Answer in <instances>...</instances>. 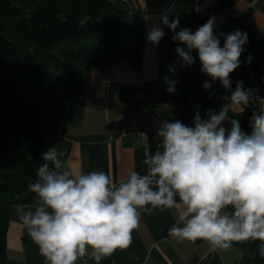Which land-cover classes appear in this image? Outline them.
<instances>
[{
	"label": "clouds",
	"instance_id": "obj_1",
	"mask_svg": "<svg viewBox=\"0 0 264 264\" xmlns=\"http://www.w3.org/2000/svg\"><path fill=\"white\" fill-rule=\"evenodd\" d=\"M159 19L175 33L181 67L196 62L191 54L196 51L201 72L213 82L219 80L230 95L222 97L226 103L218 112L206 111V118L197 111L193 126L161 121L156 150L144 152V174L131 171L116 181L104 171L70 168L55 146L42 152L43 163L28 184L35 204L14 209L45 264H88L89 259L100 264L130 247L142 214L156 209L177 211L168 230L177 242L205 241L216 252L234 243L259 241L258 255L264 260V97L245 88L243 81L232 91L230 77L241 65L247 33L224 34L221 47L214 17L195 32L176 31L179 16L169 20L164 12ZM164 36L162 27H152L147 40L158 46ZM168 71L174 74L175 68ZM164 81L165 90L174 93L177 81L169 76ZM202 87L208 90L212 84L206 81ZM254 105L249 134L229 113L240 114Z\"/></svg>",
	"mask_w": 264,
	"mask_h": 264
},
{
	"label": "crops",
	"instance_id": "obj_2",
	"mask_svg": "<svg viewBox=\"0 0 264 264\" xmlns=\"http://www.w3.org/2000/svg\"><path fill=\"white\" fill-rule=\"evenodd\" d=\"M115 1L118 7H126L131 14L132 28L124 55L115 65L92 69L89 87L78 97L65 98L64 89L57 88L56 96L44 102L40 135L42 147L55 146L64 152L70 168L85 173L104 171L119 181L131 171L144 174V152H154L157 148L135 133L121 135L119 124L112 119L116 114L134 116L138 107L134 94L139 88L148 96L149 109L160 113L169 122L180 120L193 126L194 114L199 111L201 117L206 118V108L194 91L200 72L191 65L186 66L193 75L184 100L179 99L180 84L176 83L174 93L165 90L168 85L164 77L169 76V67L175 70L182 67L176 53L178 44L169 39V28L160 23L159 17L164 12H179L181 4L178 0ZM210 17L215 18L214 34L219 37L221 47L224 34L237 30L247 33L248 42L243 46L241 65L230 74L231 90H235L237 81H243L245 88L264 97V0H196L192 32ZM152 27H162L165 32L158 46L147 40ZM213 89L222 105L225 104L222 97L230 92L226 93L221 83L220 87L214 86ZM256 108L255 105L246 107L240 114L250 120ZM35 200V194L30 193L22 204L32 206ZM177 216L175 209H156L151 215L142 214L139 228L132 234L131 246L118 249L100 264H249L248 251L235 243L228 250L212 252L205 241L177 242L170 238L168 230ZM89 262L95 264L91 259ZM5 264H45L16 216L14 205L9 210Z\"/></svg>",
	"mask_w": 264,
	"mask_h": 264
},
{
	"label": "trees",
	"instance_id": "obj_3",
	"mask_svg": "<svg viewBox=\"0 0 264 264\" xmlns=\"http://www.w3.org/2000/svg\"><path fill=\"white\" fill-rule=\"evenodd\" d=\"M178 2L181 10L168 13L169 20L179 16L176 31L191 29L196 0ZM131 28V14L115 0H0V264L6 259L10 207L27 200L28 184L35 180L43 163L41 153L48 149L42 147L40 135L44 102L55 97L59 87L65 98L84 94L92 69L115 65L122 58ZM174 34L169 29L171 41ZM93 38L97 43L90 42ZM192 53L196 62L191 66L200 72L194 91L206 111L218 112L222 100L213 87H202L211 80L201 72L197 52ZM168 75L181 85L179 99L184 100L193 74L175 70ZM229 116L250 133L249 119ZM235 244L248 251L249 264H264L259 241Z\"/></svg>",
	"mask_w": 264,
	"mask_h": 264
},
{
	"label": "built area",
	"instance_id": "obj_4",
	"mask_svg": "<svg viewBox=\"0 0 264 264\" xmlns=\"http://www.w3.org/2000/svg\"><path fill=\"white\" fill-rule=\"evenodd\" d=\"M134 98L138 102L134 116L126 117L121 114H116L112 118L113 121L119 124V133L121 135L135 133L141 139L158 145L159 139L156 137V131L160 126V122L167 120L160 113L149 109L147 105L148 96L142 88H139L135 92ZM88 264H90L89 261Z\"/></svg>",
	"mask_w": 264,
	"mask_h": 264
},
{
	"label": "rangeland",
	"instance_id": "obj_5",
	"mask_svg": "<svg viewBox=\"0 0 264 264\" xmlns=\"http://www.w3.org/2000/svg\"><path fill=\"white\" fill-rule=\"evenodd\" d=\"M97 38H93V39H91L90 40V42L93 44V43H97ZM181 70H186V67H182V68H180ZM212 86L214 87H216V88H218V87H220V82L218 81V80H216V81H214V82H212ZM59 88H61V87H59Z\"/></svg>",
	"mask_w": 264,
	"mask_h": 264
}]
</instances>
